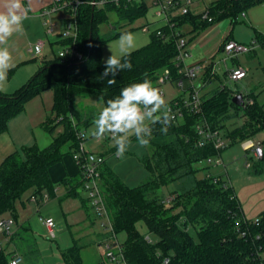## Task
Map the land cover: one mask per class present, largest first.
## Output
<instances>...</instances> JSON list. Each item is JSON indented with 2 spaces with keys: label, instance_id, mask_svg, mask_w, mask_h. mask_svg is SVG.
Returning a JSON list of instances; mask_svg holds the SVG:
<instances>
[{
  "label": "trees",
  "instance_id": "16d2710c",
  "mask_svg": "<svg viewBox=\"0 0 264 264\" xmlns=\"http://www.w3.org/2000/svg\"><path fill=\"white\" fill-rule=\"evenodd\" d=\"M82 1L77 39L82 58L61 61L54 56L14 94L0 91V136L31 99L47 90L54 92L51 113L43 124L53 136L50 145L25 147L22 153L16 151L6 156L0 165V218L9 214L16 224L15 205L23 195L31 192L30 200L44 193L51 198L56 195L52 167L63 163L67 156L73 159L80 151V133L94 123V115L75 104L76 97H93L107 106V101L118 97L127 85L148 79L155 86L165 69L171 72L170 82L184 81L185 77L179 74V51L172 34L179 31L186 37L184 28L188 25L191 34H198L225 19L236 23L243 12L264 0H215L209 8L212 22L202 20V15L195 12L176 17L173 28L162 26V36L156 31L147 45L130 52L132 69L118 72L112 85L108 84L111 77H101L105 67L101 48L131 29L105 37L99 27L109 21L111 13L133 22L146 16L150 6L147 3L93 6L90 0ZM70 42L57 44L65 46ZM210 69L208 84L217 78L211 76ZM234 94L238 93L219 86L209 96L202 95V112L186 109L183 119L167 124L166 134L161 131V123H150V143L140 159L149 176L139 186H128L111 166L106 162L102 165V190L103 194L108 190L104 199L113 226V231L103 230L110 239L125 234L120 244L125 264H164L166 258L170 259L169 264H264V212L256 219H248L229 181L220 176L199 178L195 166L222 153L212 143L199 147L200 137L195 130L199 121L206 119L212 128L221 130L230 139L229 146L264 131V103L253 94H244L253 104L238 106L232 101ZM239 118L243 119L240 125L236 123ZM231 121L234 124L230 129L227 124ZM133 139L137 140L135 135ZM75 164L78 175L58 183L70 196L77 195L84 185L81 169ZM253 174H264V155L255 160ZM169 186L172 189L167 193L161 192ZM83 202L86 207L90 203L89 199ZM140 222L145 224L146 234L138 228ZM13 235L14 232L10 238ZM83 247L79 240L73 239L72 246L62 253L64 263L84 264ZM15 254L0 246V264H9Z\"/></svg>",
  "mask_w": 264,
  "mask_h": 264
},
{
  "label": "rangeland",
  "instance_id": "374dc122",
  "mask_svg": "<svg viewBox=\"0 0 264 264\" xmlns=\"http://www.w3.org/2000/svg\"><path fill=\"white\" fill-rule=\"evenodd\" d=\"M205 1L210 3L213 0ZM155 14V10L151 9L146 16L130 22L126 19H120L116 14L111 13L109 15V21L100 25V34L108 37L118 32L131 29L130 33L135 37L134 47L130 50L132 52L147 45L150 42L152 34L166 24L164 20H160ZM59 16V14L55 15L53 20L57 21ZM214 26V28L223 27L221 34L217 35L215 37L216 39L212 41V49L209 51L212 53L217 50L214 60L216 64H219H217V71L221 80L215 81L214 86L217 87L220 85V82H223L236 93H249L250 90L255 89V86L257 87L259 82H264V1L250 7L246 11V17L240 16L236 23L225 19ZM207 33L206 31L199 36L198 34L187 35L186 39L190 43V49L192 48L193 50L197 46L202 47L203 43L209 39ZM196 36H198L197 39H195ZM56 39L53 38V42ZM228 39H234L238 43L249 47L254 45L255 48L256 46L259 51V56H252V50L249 53L239 54L233 59L227 58V55L222 50L220 51V48ZM118 40L119 37L109 41L101 48V61L103 63L111 54L117 57L120 56ZM61 49V46L57 43L48 47L51 57L58 56ZM225 58H227L226 63L223 62ZM234 62L235 64H242L249 71L250 76L248 80L239 82H231L228 80L225 74V67L228 66L231 68ZM198 81L199 79L197 78L195 83H198ZM191 84L192 81L188 78L184 79V88L175 82L173 85L174 92L176 94L184 93V91L187 92ZM168 89L169 87H164L166 98L170 96ZM201 93L203 95L202 88ZM263 98L264 94L259 97V100L262 101ZM75 104L81 110L93 114L95 120L98 119L100 112L106 107L93 97H76ZM162 113L161 110L157 115H161ZM242 122L243 119L239 118L236 123L240 125ZM146 123L150 124L151 122L146 121ZM233 124L234 122L231 121L227 125L231 129L233 128ZM95 130L94 123L85 129V151L104 155L106 163L113 168L115 173L128 186L137 187L145 182L149 174L140 159L146 154L147 147H141L137 140L133 139L134 135L129 134L130 144L126 152L122 157H117L113 154V151H116L117 147L113 139L109 138L110 133L105 134L107 136V139L105 138L106 140L100 141L93 135ZM43 133L46 137H52L49 132L44 131ZM36 136L39 142H45L40 132H36ZM7 138L8 136H2L0 138V165L6 156L16 151L22 153L24 149L23 146L14 145ZM253 139L264 143V131L259 132ZM5 140H7V143ZM33 142H25V147L34 144ZM48 145H50L49 142L44 147ZM213 160L214 163L203 161L195 165L199 169L197 177L220 176L228 180L234 187L247 218L256 219L261 212H264V174H253L256 159L253 158L252 152L246 151L242 142H236L223 150L220 155L213 157ZM247 162L252 164V168L246 167ZM51 177L55 183L57 173ZM59 182L57 181L55 183L57 184L55 186L56 195L47 203L39 204L30 200L29 196L31 192L26 193L16 202L17 224L19 226L25 224L26 228H31V231L20 230L19 234L13 240L15 244L21 247H18L19 252L21 254L25 252L26 259L24 263L65 264L62 253L72 246L73 239L75 238L84 246L81 252L84 264H125L120 256H117L115 261L107 256L108 246H111L115 254L119 252V245L124 241L125 234H119L116 239H104L105 235H97L104 229L102 223H106L108 218L104 213L98 212L93 208L90 203L87 207L84 205V200L89 199L90 202V191L80 188L77 195L70 196L66 188L58 184ZM98 184L103 189L104 183L101 178L98 180ZM170 189H172V186L166 187L161 192L165 191L167 193ZM106 191L104 193L105 196L108 193V190ZM47 218H52L55 221L56 234L54 236L50 234L44 223V219ZM17 224L14 230L18 226ZM138 228L143 234L147 233V228L143 222L138 223ZM9 239L10 236L0 234V243L3 244ZM10 250L8 248L9 252ZM30 252L33 253L31 254Z\"/></svg>",
  "mask_w": 264,
  "mask_h": 264
},
{
  "label": "built area",
  "instance_id": "2783aa9c",
  "mask_svg": "<svg viewBox=\"0 0 264 264\" xmlns=\"http://www.w3.org/2000/svg\"><path fill=\"white\" fill-rule=\"evenodd\" d=\"M197 0H90L89 3L93 6H104L106 4H114L116 6L129 5V4H140L147 3L150 6V10H155V15L160 20L166 22V26L173 28L175 22L173 21L176 17L184 16L190 12H194L193 7ZM83 3L82 0H52V3L48 9L43 13L45 16H51L53 14L60 16L57 21L46 17L44 25L46 28V36L43 39L38 40L34 44H31L28 48V52L32 57L36 59H41L44 55L45 48L53 38H57L58 41L70 42L68 45H60L61 50L58 57L61 61L74 60L77 58H82V54L79 51L77 45L79 27H78V12L79 7ZM210 5L205 7L201 12L197 14L202 15V20L212 22L213 17L210 15ZM196 13V12H195ZM241 16L246 17V12H243ZM158 35L162 36L163 32L158 29ZM176 45L178 47V58L177 63L179 64V74L183 75L192 81V86L189 90L188 98L184 100L174 99L166 104V108L170 109V120L169 123L177 122L184 118V113L186 109L192 112L201 113L202 112V93L201 85L195 83L196 79L199 77L202 71L200 65L188 66L186 61L192 56L189 51V42L181 32L176 31L172 34ZM56 40V41H57ZM56 43V42H55ZM54 44V43H53ZM254 49V45L249 47L244 44H240L235 40H228L223 46V51L227 55V58L233 59L239 54L249 53ZM227 58L223 60L224 63L227 62ZM170 70L165 69L163 73L158 78L155 86L160 90L161 95L164 97V92L162 87L170 82ZM211 76L217 75V66L214 65L210 69ZM247 71L241 67L236 66L231 69H227L226 76L231 82H239L246 77ZM180 85L183 86V81H180ZM221 87H228L225 83L220 84ZM237 94H234V96ZM253 104V100L245 98V105ZM164 109V111L166 110ZM145 111H147L145 109ZM163 111V112H164ZM195 130L198 133L199 147H204L209 143H212L216 149L225 150L230 145V139L225 137L221 130L214 129L210 123L203 119L195 125ZM80 151L73 156L74 161L79 165L81 173L83 176V189L90 191V205L95 208L98 212L104 213L108 221L102 223V227L106 231H113V226L109 218L107 211L104 194L101 187L98 184V180L101 178V167L106 162V158L102 154H96L92 152H86L84 149V139L85 131L80 133ZM105 135L103 139H98L100 141L106 140ZM106 138V139H105ZM110 139H112L110 134ZM243 147L246 151H250L253 157L256 159H261L264 155V145L260 141H255L253 138L245 140ZM117 152V151H116ZM115 152V155H116ZM117 156V155H116ZM118 157V156H117ZM208 163H214L213 157L207 159ZM247 167H251V163H247ZM51 199L49 193H44L41 197L32 196L31 200L35 202L47 203ZM44 223L51 235H55L56 224L54 219L47 218L44 219ZM16 226V221L13 217L0 218V234H5L11 236L14 232V227ZM107 256L115 261L117 256L123 258L122 249L119 245V252L117 254L112 251L111 246H108ZM23 257L19 254H15L11 259L9 264H22ZM170 259L166 258L164 264H169Z\"/></svg>",
  "mask_w": 264,
  "mask_h": 264
},
{
  "label": "crops",
  "instance_id": "0c3cea01",
  "mask_svg": "<svg viewBox=\"0 0 264 264\" xmlns=\"http://www.w3.org/2000/svg\"><path fill=\"white\" fill-rule=\"evenodd\" d=\"M21 2L24 8L28 10L27 11L28 18L23 21V31L14 33L8 39V42L6 45H0V47H7L12 57V60H11L12 66L7 72V78L2 84H0V91L5 94H14L20 88L25 86L37 74V72L40 70L41 66L45 63V61L53 58L49 54L48 47L52 46L53 43L58 42L57 39H56L57 41L55 42H53L52 40L50 44L46 46L44 55L41 59H36L31 56V54L28 52L29 46L31 44H34L38 40L43 39L46 36V28L44 25L45 19L46 17H49L53 20V18L55 17V14L51 16L43 15L44 11L50 7L52 0H21ZM212 2L207 3L205 0H197L196 4L193 7V10L194 12L199 13L205 7L211 5ZM214 25L208 26L207 28H205L204 30L198 33V36H199L201 33H204L206 31L208 32L207 34L209 35V39H207L206 42L203 43L202 47L204 48L197 46V47H194V49L192 50V48L190 49V43L188 46L191 54L192 52L194 54L191 56L189 60L186 61V65L188 66L200 65L202 67L201 74L198 77L199 79L198 85H201L200 88L203 89V96H206V95L209 96L215 89H217L220 85L216 87L214 86V83L217 80L219 81L221 80V78L218 75V71H217L216 80L210 84L206 83L208 70L214 65L216 66L219 65L218 63L217 65L214 60L217 50H215L212 53H210L209 51L210 49H212V41L216 39L215 37L217 35L221 34V32L223 31V27L214 28L215 27ZM184 30L185 32L188 33V35L191 34L190 33L191 28L189 25L186 26ZM198 36H196L195 39H197ZM224 44L220 48V51L222 50L223 53H224L223 51ZM252 54H253L252 56H255V57L259 56V51L256 46L253 49ZM236 66H241L247 71L246 77L241 81L248 80L250 76L249 71L240 63H237L236 65L233 64L231 68L236 67ZM225 68H226L225 69V74H226L227 69H231V68L228 66H226ZM174 83L169 82L162 87V90L164 92V100H165V107L161 108L162 112L166 108V104L169 103L170 101L180 98V97L188 98L189 96V90L191 87H189V90L187 92L184 91V93L176 94L173 88ZM177 83L179 84V86H181L180 82H177ZM183 85H184V81H183ZM164 87H169L168 89L169 95H170L169 98H166V91L164 90ZM181 87L184 88L185 85ZM247 94H253L254 96H256L259 102L264 103V98L262 101L259 100V97H261L264 94V82L262 83L259 82L257 84V87L255 86V89L250 90V92ZM53 103H54L53 90L44 91L40 95L31 99L27 103L25 110L9 121L8 131L5 134L1 135L0 138H2V136H8L7 139L12 141L14 145L21 146V147L23 146V148H25V142L28 143V141H34L33 142L34 144L30 146L38 145L41 148L44 147V145H46L48 142L51 143L53 140V136L46 137V135H44L43 132L46 130L43 128V124L45 123L46 119L49 117L51 113ZM36 132H40L42 134V137H43L42 139L45 142L43 143L39 142L36 136ZM5 142L7 143V140H5ZM30 146H27V147H30ZM246 167H247V164H246ZM55 173H57V178L55 180V183H57V181L58 182L62 181L66 177L72 178V177L77 176L78 168L75 162L73 161L72 157L67 156L63 163H59L52 167L51 176L54 175ZM244 215L246 216L245 212H244ZM6 217H10V215L7 214L3 218H6ZM20 230L31 231V228L29 227L26 228L25 224H22L21 226L18 225L16 229L14 230V235L5 243L3 244L0 243V246H2L6 250L7 253L9 252L8 248H10L11 249L10 252H16L17 254L22 256L23 257L22 264H25L24 263L26 259L25 252L21 254L18 250V247L20 246L18 244H15V242L13 241L14 238L19 234ZM97 235L99 236L105 235L104 239L108 238L106 237L107 235L104 232V230L99 232Z\"/></svg>",
  "mask_w": 264,
  "mask_h": 264
},
{
  "label": "clouds",
  "instance_id": "9594fccd",
  "mask_svg": "<svg viewBox=\"0 0 264 264\" xmlns=\"http://www.w3.org/2000/svg\"><path fill=\"white\" fill-rule=\"evenodd\" d=\"M27 11L21 0H0V45H6L14 33L23 31V21L28 18ZM134 44L132 33H121L118 40L120 56L111 54L104 60L101 77H111L108 79L109 85L115 83L114 77L118 72L132 69L129 56ZM11 60L8 48L0 47V84L7 78ZM163 107L164 97L150 80L143 79L142 82L127 85L120 90L118 97L107 101V106L94 121L96 130L93 135L103 139L106 133H110L117 147L116 155L122 157L130 144L129 134L136 136L141 147L149 145L152 128L146 121L161 123V131L167 133L171 110L166 108L161 115H157Z\"/></svg>",
  "mask_w": 264,
  "mask_h": 264
},
{
  "label": "water",
  "instance_id": "95a60500",
  "mask_svg": "<svg viewBox=\"0 0 264 264\" xmlns=\"http://www.w3.org/2000/svg\"><path fill=\"white\" fill-rule=\"evenodd\" d=\"M232 101L238 106H245V98L243 93H238L235 95Z\"/></svg>",
  "mask_w": 264,
  "mask_h": 264
}]
</instances>
